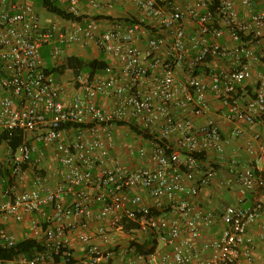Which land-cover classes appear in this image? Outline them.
<instances>
[{"label":"built area","instance_id":"built-area-1","mask_svg":"<svg viewBox=\"0 0 264 264\" xmlns=\"http://www.w3.org/2000/svg\"><path fill=\"white\" fill-rule=\"evenodd\" d=\"M54 1L78 15L81 0ZM131 1L145 17L171 31L169 41L160 32L163 29L150 35L142 20L126 26L118 23L102 33L92 19L75 24L70 31L42 28L32 6L0 0V132L20 130L24 137L10 159L14 180L4 188L0 177V215L16 223L26 220L25 238L41 246L30 256L18 254L10 260L0 259V264H109L113 256L109 232L122 230L124 221L137 224L135 232L140 236L170 247L168 252L136 255L138 263L259 264L255 252L258 245L264 250V224L258 227V240L248 230L264 212V70L258 74L252 95L245 98L239 95L238 86L251 78L249 65L229 71L206 72V68L209 56L233 62L251 56L249 43L259 47L264 60V11L240 19L235 0ZM240 2L245 8L251 6L250 0ZM89 3L100 9L94 0ZM186 16L197 27V34L190 37L195 52L191 57L185 46L189 38ZM221 25L236 43L232 48L219 42ZM53 37L64 44L91 41L115 62L101 75L76 76L68 103L61 99L53 77L45 73L40 56L42 46ZM139 38L146 39L144 52L134 46ZM162 49L169 60L160 58ZM199 69L204 73L196 74ZM208 94L220 100L230 122H262V131L253 137L258 143L254 166L231 159L227 169L231 178L223 179L235 190L239 203L247 194L255 193L259 200L247 208L226 206L219 235L196 249L192 240L201 235L199 222L210 227L215 216L181 196L196 198L200 188L208 187L217 176L209 162L195 155L222 156L225 144L214 120L193 126L191 118L208 109ZM106 97L113 101L109 109L99 105ZM117 123L136 125L150 136L144 146L127 149L130 156L137 151L148 165L133 168L111 158ZM171 137H175L174 144ZM36 142L54 146L52 159L59 181L55 187L35 182L33 189L20 192V168L35 152ZM247 149L252 152L250 144ZM1 168L0 164V172ZM145 198L153 204H144ZM164 199L176 200L182 220L154 215L164 209ZM182 228L190 240L180 239ZM73 240L83 247L78 254ZM14 243L13 236L0 231V249Z\"/></svg>","mask_w":264,"mask_h":264},{"label":"crops","instance_id":"crops-1","mask_svg":"<svg viewBox=\"0 0 264 264\" xmlns=\"http://www.w3.org/2000/svg\"><path fill=\"white\" fill-rule=\"evenodd\" d=\"M12 2L20 5H30L34 8L35 13L38 18V23L43 28H48L55 26L61 31H70L74 27V23L71 21L63 20L56 15L48 13L38 4L31 0H11ZM100 5V9L95 10L89 0H81L77 4L78 16L81 18V23L84 24L86 20L92 19L100 24V31H105L114 26L115 23L125 22V19H145L146 24H151V26H156V30L163 29L160 26L158 20H152L143 15L142 10L134 4L131 0H94ZM251 6L245 8L242 6L240 0L234 1V7L238 12V17L240 19L247 18L250 13H257L264 11V0H250ZM60 7L65 8L66 5L58 4ZM181 8L185 11V4L181 2L179 4ZM67 7V6H66ZM166 13V12H165ZM126 23V22H125ZM185 27L188 32L189 38L185 41V46L187 50V56H194L195 52L192 51V45L190 42V37L197 34V27L195 23L185 17ZM128 24V23H126ZM223 31V36L220 39V44L227 48H232L236 45L234 41L231 40L229 36V29L226 26L221 25ZM163 35L166 34L167 41H169L171 31L169 29L160 31ZM207 39H209L207 37ZM135 46L138 47L142 52L146 50V42L143 39L136 40L134 42ZM249 48L252 50V54L249 57L243 56L240 62H233L229 58H210L207 60V71H229L235 68H241L245 65H249L252 70L251 78L244 82V84L238 86V93L242 97H250L255 89L257 77L260 72L264 69L263 61L260 58V49L254 44L249 43ZM40 55L42 58L43 69L47 70L53 77L55 83L61 89V99L64 103L70 102L71 96L74 92L73 80L75 72L71 67L66 65V60L69 58H77L80 61L88 60H101L107 61L109 64L114 65L115 62L107 54L101 52L96 46L90 41H79L72 44H64L59 42L53 37L49 42L45 43L40 49ZM159 56L162 60H169L170 56L166 54V50H160ZM200 73L203 74L204 70L199 69ZM178 70V75L180 74ZM181 78L180 76H178ZM206 104L208 106L207 111L204 115L200 117H192L193 126L197 127L205 123L208 119L214 120L220 128V131L225 139L224 144V153L227 158H233L238 161L243 166H251L255 162V152L258 146V143L253 140V137L262 131V122H257L254 125H246L243 123L230 122L224 117L225 109L222 108L220 100L213 94H208L206 98ZM99 105L105 109H109L113 105L111 98H101L99 100ZM175 111V110H174ZM176 113V112H175ZM129 138L123 139L119 133H114V142L115 148L112 152V159L122 162L127 166H132L133 168L136 165H148V161L140 160L137 156H130L127 152V147ZM139 141L140 139L137 138ZM171 144L175 143V137H171ZM140 146H144L145 142L140 141ZM252 146V152L248 151V147ZM139 146V147H140ZM137 149H135L136 151ZM2 153V152H1ZM137 151L135 152V154ZM6 152L3 153V155ZM135 157V158H134ZM206 162L214 160L215 165L218 167V173L214 181L208 186L200 188L199 193L196 198H190L188 195H182V199H189L195 202L200 206L202 210L210 211L215 216V221L212 226L204 227L202 222H199L201 225V235L198 239L192 240L193 247L198 248L199 245L208 240L216 238L221 230L220 223V214L224 207L229 204L238 203V195L236 194L233 188L227 187L224 184V178L230 179L231 177L225 172V164L219 159L216 154H208L206 156ZM45 164L54 168L55 163L50 158L47 157ZM52 168V169H53ZM50 171L48 176V183L51 186H54L58 182V178L55 176L54 171ZM200 171L197 175L200 174ZM30 183V181L28 182ZM27 183V185H28ZM29 188L31 184L28 185ZM89 194L92 193V190H88ZM259 196L257 194H247L242 203L241 207H251L257 203ZM164 209L157 211V216L160 218H178L181 219L180 214L176 210V200L173 202H168L166 199L163 200ZM144 204L152 205L153 201L149 199H144ZM264 224V212H262L257 224L251 227L248 232L249 234L257 239L258 227ZM25 225L19 226L13 221H5L0 217V229L5 231V233L12 235L15 239H20L22 234H24ZM111 236V245L110 250L113 252L112 258L109 260V264H145L138 263L134 259L135 252L130 248V243L135 237L134 242L137 245H143L145 249L151 248V239L145 236H140L138 232H135V229L129 230H112L110 232ZM180 239L190 240L189 233L182 228ZM156 241V240H155ZM76 252H80L82 247L75 243L73 244ZM170 247H164L161 244H158L156 241L155 251L163 253L169 251ZM206 255H204L205 257ZM255 258L259 264H264V250L260 245H258Z\"/></svg>","mask_w":264,"mask_h":264},{"label":"trees","instance_id":"trees-1","mask_svg":"<svg viewBox=\"0 0 264 264\" xmlns=\"http://www.w3.org/2000/svg\"><path fill=\"white\" fill-rule=\"evenodd\" d=\"M31 1L35 2L36 4H38L41 8H43L48 13L56 15L57 17H60L63 20L71 21L74 24H82L80 16L74 15L72 13H69L67 11V7L66 6H65V8L60 7L58 5L59 3L55 2L54 0H31ZM210 10L213 11L214 7H211ZM140 20L143 21L141 23V25H143L147 30L150 31L149 34L150 35H155V33L157 32L156 26L154 27V26H151V24H146L144 18L143 19H136V20L127 18V19H125V22L128 23V24H126L125 22L124 23L123 22H119V23L122 24L123 26H126V25L136 24V23L140 22ZM116 24H118V23H115L114 26H112L109 29L114 28ZM82 25H84V24H82ZM102 32L103 31H100V33H102ZM140 39H142V38H139L137 40H140ZM143 40L145 41L146 39H143ZM241 40L244 41L243 38H241ZM219 42H220V40H219ZM134 46H135V44H134ZM109 57L112 59L111 56H109ZM210 58L211 57L209 56L208 60ZM261 60L263 61V64H264V60L263 59H261ZM66 65L73 69V71L75 72V76H74V78H75L76 76H79V75H88L89 77H92L95 74H100L101 75L105 71V69L108 66H110L111 64H109L107 61H101V60L80 61L77 58H69V59L66 60ZM44 71H45L46 74L51 75L47 70H44ZM199 73H200V71L196 72V74H199ZM263 119H264V117H263ZM114 127L115 128L113 129V134H112V141H113V144H114V148H115L114 133L115 134L117 132L119 133L120 129H123V128H126L131 135H134L135 137H137L139 139L140 138L143 139L142 142L143 141L145 142L147 139L150 138V136L147 134L146 131L138 128L136 125H133V124L117 123V124L114 125ZM221 136L223 138L222 133H221ZM23 141H24V137H23V134H22V132L20 130L0 132V159H7V157H8V160H9L8 161V163H9L8 166H7V164L5 162H1L0 161V164H1V167H2L1 168V172H0V177L3 178V180H4L3 181V187L4 188H6L8 185H10L12 183L11 181L14 180V178H11V176H10V170H11L10 169V167H11V160L10 159H11L12 155L16 152V150L19 148V146L23 143ZM53 149H54V146L52 144H43L41 142H36L35 143V152H33L30 155L29 160L27 162L23 163L21 168H20L21 176H22L21 183L18 186V190L20 192L30 191L31 189L34 188V186H36L35 182L39 183V184H44V185L51 186L48 183V176L51 173L48 172L49 174H47V173H45L46 171L44 173H42V172H39L38 170L39 169H44V166H47V164H45V162L47 161V157L50 158L53 161V159H52V156H53L52 153H54ZM113 150L111 151V158H112ZM4 152H6V154L3 155ZM40 154H41V156H40ZM213 154H215V153H213ZM39 156L41 157L40 159H39ZM134 156L135 157L137 156L139 158V156L137 154H135ZM195 156H196V158L198 160H202L204 162L207 161L206 160V156L207 155L196 154ZM217 156L219 157V159H221L224 162V164H225V172L228 175L227 169H228V165H229V162H230L229 160H231L233 158H227L225 156V153L222 156H219V155H217ZM208 162L210 163V166L213 167L216 170V172H217L218 171V167L215 165L216 163L214 162V160H212V161L210 160ZM137 166L138 165H136V167ZM253 166H254V163L251 166H247V167H253ZM48 167H49V165H48ZM56 168L57 167H55V171H54V168L52 169V171H54L55 176L58 178V176L56 175ZM203 170H204V168H203ZM29 181H30V183H28ZM58 181H59V178H58ZM27 183H28V185L31 184L30 188L27 185ZM57 184H58V182L54 186H51V187H55ZM241 203L238 202L236 205L241 207ZM229 205H235V204H229ZM229 205H226V206H229ZM242 208H247V207H242ZM155 214L157 215V213H154V215ZM220 216H221V214H220ZM0 217L2 218L1 215H0ZM8 220L13 221L10 218L6 219L5 221H8ZM14 223L19 225V226H22V225L26 226L28 224V222L26 220L24 222H21V223H16V222H14ZM136 227H137V224H135L133 222H130V221H124L122 223V228L125 229V230L136 229ZM23 229L25 231V227ZM0 231H3V230L0 229ZM3 232H5V231H3ZM110 232H109V234H110ZM150 241H151L150 243H151L152 247L149 248V249H145V247L143 245H137V243H135L134 241H131L129 247L132 248L133 251L135 252L134 259H135L136 255H148V254H151V253H153L155 251L156 241H155V239H152ZM73 242L78 243L75 240H73ZM40 249H41V246H40V244L38 242H36L34 239H31V238H25V235L22 234V237L20 239H15L14 246H12L9 249H0V259L10 260L13 257L17 256L18 254H26L27 256H30L33 251L40 250ZM81 251H82V249H81ZM76 253L78 254V252H76Z\"/></svg>","mask_w":264,"mask_h":264},{"label":"rangeland","instance_id":"rangeland-1","mask_svg":"<svg viewBox=\"0 0 264 264\" xmlns=\"http://www.w3.org/2000/svg\"><path fill=\"white\" fill-rule=\"evenodd\" d=\"M119 135L123 138V139H125V138H129V140L127 139V141H129V143H128V145H127V147L130 145L131 147H133V148H137V147H139L140 146V141L137 139V137H135L134 135H131L130 133H129V131L126 129V128H123V129H120V131H119ZM53 154V153H52ZM140 160H143V159H141L140 158ZM0 161L1 162H5L6 164H7V166H8V157H7V159H0ZM44 166V165H43ZM53 167H48V165L47 166H44V169H39L38 171L39 172H42V173H44L45 171V173H47V174H49L50 173V171H51V169H52ZM49 172V173H48ZM40 174V173H39Z\"/></svg>","mask_w":264,"mask_h":264}]
</instances>
